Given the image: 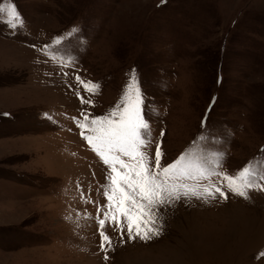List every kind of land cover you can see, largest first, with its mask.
<instances>
[{
  "label": "rangeland",
  "instance_id": "374dc122",
  "mask_svg": "<svg viewBox=\"0 0 264 264\" xmlns=\"http://www.w3.org/2000/svg\"><path fill=\"white\" fill-rule=\"evenodd\" d=\"M0 5L24 21L0 18V264H264L261 183L245 199L215 176L200 183L227 199L160 209L147 241L106 222L102 249L110 170L77 124L115 110L135 70L150 158L159 144L164 165L191 152L233 175L264 160V0Z\"/></svg>",
  "mask_w": 264,
  "mask_h": 264
},
{
  "label": "snow or ice",
  "instance_id": "6c2138e0",
  "mask_svg": "<svg viewBox=\"0 0 264 264\" xmlns=\"http://www.w3.org/2000/svg\"><path fill=\"white\" fill-rule=\"evenodd\" d=\"M4 16L12 28L24 23L14 6L6 9L0 5V18ZM76 79L83 84L85 91L91 93L98 88V85L82 81L80 77ZM81 101L90 103L83 97ZM143 103L133 70L115 110L107 116L92 119L85 114L83 123L77 121L83 138L110 170L103 190L107 205L102 213L103 219L96 221L102 249L105 245L111 247L112 243L105 232L106 222L120 231L121 240L126 233L128 239L147 241L161 235L157 224L163 219L160 209L175 206L182 198L190 200L196 197L205 203H210L217 196L227 199L222 186L212 183L203 185L200 181H211L215 176L226 182L229 192L245 199L248 198L247 190L254 188L258 182L264 190V160L256 165L250 163L233 175L205 167L191 152L164 165L161 163L164 153L159 144L154 157L150 158L142 150L151 143L149 124L142 114Z\"/></svg>",
  "mask_w": 264,
  "mask_h": 264
}]
</instances>
